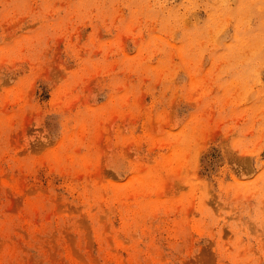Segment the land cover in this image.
<instances>
[{
  "label": "rangeland",
  "instance_id": "374dc122",
  "mask_svg": "<svg viewBox=\"0 0 264 264\" xmlns=\"http://www.w3.org/2000/svg\"><path fill=\"white\" fill-rule=\"evenodd\" d=\"M0 264H264V0H0Z\"/></svg>",
  "mask_w": 264,
  "mask_h": 264
}]
</instances>
